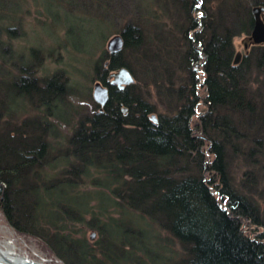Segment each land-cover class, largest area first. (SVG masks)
Here are the masks:
<instances>
[{"label":"trees","instance_id":"obj_1","mask_svg":"<svg viewBox=\"0 0 264 264\" xmlns=\"http://www.w3.org/2000/svg\"><path fill=\"white\" fill-rule=\"evenodd\" d=\"M182 1L191 2H177L188 77L178 88L158 79L166 111L138 86L110 83L121 67L135 74L131 61L150 71L155 54L166 61L175 45L138 12L119 29L123 50L93 64L106 105L64 138L51 121L74 94L64 72L36 78L40 50L24 64L11 42L0 48L9 67L0 77V212L65 264H264V44L237 65L233 45L251 34L252 9L264 0ZM197 5L202 23L190 16ZM9 19L0 17L2 42L22 35L17 10ZM84 230L99 238L90 244Z\"/></svg>","mask_w":264,"mask_h":264},{"label":"rangeland","instance_id":"obj_2","mask_svg":"<svg viewBox=\"0 0 264 264\" xmlns=\"http://www.w3.org/2000/svg\"><path fill=\"white\" fill-rule=\"evenodd\" d=\"M177 2L183 3V6L185 5L187 8L191 5L190 1L182 0L170 2L168 0H10L9 2L5 0L3 1V9L0 11V17L6 15L10 17L8 22H11L13 21L11 17L17 10V16L23 19V22L16 29L21 30L22 35L9 40L4 33L2 35L4 42L0 41V48H6L7 43L5 42H11L13 47L18 49L17 52L24 55V58L20 55H14V58L16 60L23 59L24 64L31 59L28 58L31 48L40 50L41 64L34 72L36 78L52 77L59 72H64V76L68 80L67 83L73 87L74 94L69 96V105L64 106L63 104L56 112L63 121L56 122L54 118L51 119L57 125L56 128L62 132L60 136L64 138L70 135L77 124L95 111L96 105L101 108L104 107L94 99V90L97 83L102 84L107 90L108 88L93 73V64L106 51L112 55L116 54L108 50L109 41L116 35H122L119 29L133 17L139 18V13L144 14V17L149 20V24L152 25L151 33H157V29H161L160 27L163 26L166 32L174 34L173 42L175 45L169 49L168 55L165 54L164 56V60L167 62L155 54V60L150 71L143 68L139 69L135 61L129 62L133 66L135 74L129 68L121 67L129 70L132 74L133 82L131 84L122 85L120 88L114 83L113 75L121 68L110 76V83L120 90L130 85L138 86L140 92L149 94L148 98H151V103H157L160 107L164 106L163 109L166 111L165 104L159 97V94L161 95L159 91L161 81L158 79L171 77L173 78V85L178 88L185 83L188 77L185 68H181V65L184 66L186 62L182 53L185 46L180 39L181 31L185 30L188 25L185 22L184 11ZM206 5L204 7L209 9V3ZM199 7L197 5L191 11L190 16L192 19L198 18L197 20L202 23L204 20L199 12L202 9ZM262 18L264 20V15ZM250 35H242L233 39L235 65L240 64L243 58L252 52L254 46L260 45L250 40ZM177 36H179V41L176 44ZM193 36L194 32H191V37ZM154 47H159L158 43H155ZM175 49H178L179 57L174 55ZM104 65L107 67V62ZM8 68L0 66L1 78H9ZM147 71L151 73V78H148ZM195 72L197 75H201L199 67L196 68ZM152 77L157 81H152ZM165 83L169 84L168 81ZM200 88H198L199 96L203 99L205 90ZM163 101L166 103L164 99ZM201 106H199V110H202ZM126 111L127 109L124 108L123 112ZM24 113L27 117L34 114L39 115V113L27 108H25ZM156 118L157 116L153 117L154 121ZM95 190L99 191L98 189ZM81 235H84L90 244L99 238L98 232L95 230H84ZM6 241L11 242L13 249L22 257L51 264H65L45 251L43 244L37 239L16 234L0 212V246L4 248Z\"/></svg>","mask_w":264,"mask_h":264},{"label":"water","instance_id":"obj_3","mask_svg":"<svg viewBox=\"0 0 264 264\" xmlns=\"http://www.w3.org/2000/svg\"><path fill=\"white\" fill-rule=\"evenodd\" d=\"M252 14L254 24L249 39L254 41L255 43H264V20L262 18V16L264 15V7L257 6L253 8ZM123 46V36L116 35L109 41L108 50L111 53H118L123 49ZM113 77L115 78V80H113L114 83H116L120 88H122V85H129L133 82L132 74L125 68H121L117 73L113 75ZM108 98V90L104 88L102 84L97 83L94 90V99L102 106H105ZM19 258L20 260H9L7 258H2L0 259V264H51L45 261L29 259L26 257Z\"/></svg>","mask_w":264,"mask_h":264},{"label":"bare ground","instance_id":"obj_4","mask_svg":"<svg viewBox=\"0 0 264 264\" xmlns=\"http://www.w3.org/2000/svg\"><path fill=\"white\" fill-rule=\"evenodd\" d=\"M19 257H22L18 254L15 249L12 247V243L9 241L5 242L4 248L0 246V259L7 258L9 260H20ZM24 259V258H22Z\"/></svg>","mask_w":264,"mask_h":264}]
</instances>
